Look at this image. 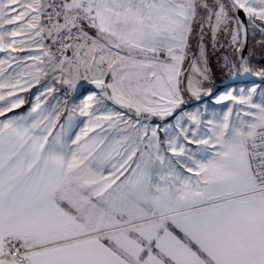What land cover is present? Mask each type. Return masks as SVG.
Masks as SVG:
<instances>
[{
  "label": "snow or ice",
  "instance_id": "obj_1",
  "mask_svg": "<svg viewBox=\"0 0 264 264\" xmlns=\"http://www.w3.org/2000/svg\"><path fill=\"white\" fill-rule=\"evenodd\" d=\"M0 264H264V0H0Z\"/></svg>",
  "mask_w": 264,
  "mask_h": 264
},
{
  "label": "rangeland",
  "instance_id": "obj_2",
  "mask_svg": "<svg viewBox=\"0 0 264 264\" xmlns=\"http://www.w3.org/2000/svg\"><path fill=\"white\" fill-rule=\"evenodd\" d=\"M250 34H251V32H250ZM260 39H261V37L258 33L256 34L255 39L252 38V34H251L250 51L254 52V55L252 57V62L255 65H258V62L262 59L261 49L259 48V45L257 43ZM209 54H210V63L212 65L213 69L215 70L214 76H213V82H212L211 86L214 87V90L217 92V94L223 93L226 89H230V88L238 87V86H243V84H241V83L222 86L221 83L223 81H225L226 79H228L229 77L227 76L226 73H221L218 70V68H219V66H218V60H219L218 54L212 52L211 48H209ZM37 88H39V86H37ZM32 91H33V93H35L37 91V89H33ZM24 95L28 96L29 94H24ZM53 95L56 96L57 94L54 93ZM186 99L189 100V103H188L187 108H186V110H189V111H194L197 108H200L201 111H203L204 108L207 107L208 113L210 114L214 110L219 111V109L221 107L218 105H214L212 100H210L208 98H204V100L202 102H197V101L190 99L188 97H186ZM51 102L55 103V100H52ZM27 107H28V105L26 104L22 109H18L17 112H24L27 110Z\"/></svg>",
  "mask_w": 264,
  "mask_h": 264
},
{
  "label": "water",
  "instance_id": "obj_3",
  "mask_svg": "<svg viewBox=\"0 0 264 264\" xmlns=\"http://www.w3.org/2000/svg\"><path fill=\"white\" fill-rule=\"evenodd\" d=\"M247 47L250 50V47H251V34H250V32H249V39H248V45H247ZM244 54L247 56V55H249V52L246 51ZM250 79H255V78H251V77L250 78H245L244 83H247ZM237 83H239V82L234 83L231 78H228L225 81H223L221 83V85L222 86H226V85L237 84Z\"/></svg>",
  "mask_w": 264,
  "mask_h": 264
},
{
  "label": "trees",
  "instance_id": "obj_4",
  "mask_svg": "<svg viewBox=\"0 0 264 264\" xmlns=\"http://www.w3.org/2000/svg\"><path fill=\"white\" fill-rule=\"evenodd\" d=\"M218 89V88H217Z\"/></svg>",
  "mask_w": 264,
  "mask_h": 264
}]
</instances>
